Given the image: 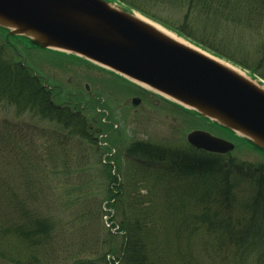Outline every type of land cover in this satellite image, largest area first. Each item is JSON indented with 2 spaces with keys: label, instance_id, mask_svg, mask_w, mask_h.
<instances>
[{
  "label": "trees",
  "instance_id": "16d2710c",
  "mask_svg": "<svg viewBox=\"0 0 264 264\" xmlns=\"http://www.w3.org/2000/svg\"><path fill=\"white\" fill-rule=\"evenodd\" d=\"M115 1L157 20L204 50L264 80V0ZM167 13L175 18H164ZM0 32L4 33V44L16 52L9 40L18 36L7 35V30L3 28ZM131 83L140 93L147 95L146 99L151 95L195 114ZM59 92L56 86L49 87L44 78L22 61L4 57L0 47V103L13 107L18 114H30L31 117L37 116L54 123L59 130H67L68 134L89 142L99 154L107 203L115 208L114 217H121L117 220L124 232L119 246L111 244L106 254L77 259L71 264H109L108 253L116 259V263L112 264H193L187 258L191 257V245L196 242L194 239H197V264H206L204 260H219L222 264L225 260H232L233 264H264V161L237 160L229 157V153L222 155L196 150L187 142L176 146L167 142L133 139L121 147L130 158L151 163L167 161L170 166L180 168L184 175L186 172L197 174L194 184L181 178L185 179V183L178 185L175 191L180 195L173 200H165L161 203L160 213H156L155 202L141 198L132 201L131 192L124 190L117 151L115 154L106 139L103 146L98 142L97 132L103 128L97 114L88 118L85 113L88 103L79 97L73 99L72 95H65L62 103H56L54 98ZM197 116L209 129L235 140L234 148L245 146L264 156V152L248 140ZM107 125L112 128L111 124ZM105 156L107 161L103 162L102 157ZM40 171L41 168L35 164L30 168L24 167L20 170V174L24 175L22 181L6 183L3 188L0 264H42L35 249L48 240L53 224L37 206L36 190L42 182L35 175ZM240 185H245L247 191L255 194L254 197L238 200L233 188ZM168 191L166 189V193ZM117 204L122 208H118ZM129 204L135 207V215L131 219L125 216ZM161 218L163 228H156ZM172 236L174 240L170 239ZM181 239L184 240V248L180 244ZM103 243L107 244L108 240H103Z\"/></svg>",
  "mask_w": 264,
  "mask_h": 264
},
{
  "label": "rangeland",
  "instance_id": "374dc122",
  "mask_svg": "<svg viewBox=\"0 0 264 264\" xmlns=\"http://www.w3.org/2000/svg\"><path fill=\"white\" fill-rule=\"evenodd\" d=\"M109 2L118 9L139 14L183 39L187 44L235 67L256 83L264 84L261 77L213 55L157 20L137 10L127 9L118 1ZM164 18L172 19L175 16L167 13ZM3 35L4 33L0 32L1 54L14 61H22L35 74L44 78L49 87L56 86L60 91L54 98L56 103H62L65 95H72L73 99L79 97L84 103H88L85 108L86 116L89 118L92 114H97L102 124L100 127L105 129L97 132L98 142L103 146L106 139L115 154L116 151L118 153L117 160L121 167L124 190L131 192L132 201L141 198L155 202L156 213H160L161 203L180 195L175 191L178 190V185L185 183V179H188L190 184L197 182V174L186 172L184 175L180 168L170 166L167 161L151 163L132 159L123 153L121 147L133 139L182 146L186 143V135L196 129L227 139L233 142L234 146L237 143L223 133L209 129L196 113H187L171 103L157 101L151 95L146 99L147 95L140 93L131 81L112 74V71L108 72V69L102 66L79 60V56L71 53L33 47L23 36L10 38L9 42L16 51L14 52L4 44ZM85 85L88 86L87 90ZM135 96L141 100L137 107L130 103L131 98ZM107 124H111L112 128H108ZM93 148L84 139L68 134L67 130H59L58 125L54 123L37 116L31 117L30 114H18L13 107L0 103V207L3 205L1 201L6 183L21 182L24 175L20 173L24 169L21 172L20 170L24 167L30 168L35 164L41 168L39 174L35 175L37 180L42 182L36 190L37 206L53 224L48 240L40 243L35 249L42 264H71L77 259L96 258L109 252V245L119 246L121 243L124 232L118 222L121 217H114L115 208L113 209L111 203H107L105 177L100 172L99 154ZM229 155L237 160L264 161L263 155L245 146L234 148ZM102 158L103 162L107 161L106 156ZM245 187L240 185L233 188L238 200L254 197L255 194L247 191ZM166 189L169 190L168 193ZM21 190L23 192V189ZM117 207L122 208L118 204ZM134 210L132 204L127 205L125 216L131 219L135 215ZM149 211L153 213L152 210ZM103 214H107L118 227H105ZM158 220L155 227L163 228V219ZM174 238L172 236L170 239ZM103 240H108V243L104 244ZM194 240L196 242L191 245V257L187 260L197 264V239ZM180 244L184 248L183 239ZM106 258L116 260L110 253ZM204 261L206 264H222L219 260ZM223 264L233 262L225 260Z\"/></svg>",
  "mask_w": 264,
  "mask_h": 264
},
{
  "label": "water",
  "instance_id": "95a60500",
  "mask_svg": "<svg viewBox=\"0 0 264 264\" xmlns=\"http://www.w3.org/2000/svg\"><path fill=\"white\" fill-rule=\"evenodd\" d=\"M0 28L40 49L71 53L102 66L264 152L260 84L107 0H0ZM140 101L132 97L131 105ZM186 141L211 153L234 149L233 142L201 129L190 131Z\"/></svg>",
  "mask_w": 264,
  "mask_h": 264
},
{
  "label": "bare ground",
  "instance_id": "6f19581e",
  "mask_svg": "<svg viewBox=\"0 0 264 264\" xmlns=\"http://www.w3.org/2000/svg\"><path fill=\"white\" fill-rule=\"evenodd\" d=\"M134 15H135L137 18H140L141 20H143V21H145V22H148L150 25H152L153 27H155L157 30L163 32L164 34H166V35L169 36L170 38L174 39L175 41H177V42H179V43H182V44H184L185 46H188V47H190V48H192V49H195V50L199 51V50H198L197 48H195L194 46H192V45H190V44H187L186 42L183 41V39L178 38L177 36H175L174 34H172V33L169 32V31L163 29V28L160 27L159 25H156V24L152 23L151 21H149V20L143 18V17L140 16L139 14H134ZM204 53H205V52H204ZM205 55H209V54H208V53H205ZM210 56H211V55H210ZM211 57H213V56H211ZM215 59H216V58H215ZM216 60H218L219 62H221V63H223V64H225V65H227L229 68H231L232 70H234V71H235L236 73H238L239 75H242V76L245 77V75H244L242 72H240L238 69H236L235 67H233V66H231V65H229V64H227V63H224V62H222V61L219 60V59H216ZM261 88L264 89V84L261 85Z\"/></svg>",
  "mask_w": 264,
  "mask_h": 264
},
{
  "label": "built area",
  "instance_id": "2783aa9c",
  "mask_svg": "<svg viewBox=\"0 0 264 264\" xmlns=\"http://www.w3.org/2000/svg\"><path fill=\"white\" fill-rule=\"evenodd\" d=\"M105 162V160H104ZM103 223L105 225V227L109 228V229H116L118 226L116 224L113 223V221L110 220L109 216L107 214H103ZM112 262L116 263V261L113 260H109V264H112Z\"/></svg>",
  "mask_w": 264,
  "mask_h": 264
},
{
  "label": "flooded vegetation",
  "instance_id": "af4514ba",
  "mask_svg": "<svg viewBox=\"0 0 264 264\" xmlns=\"http://www.w3.org/2000/svg\"><path fill=\"white\" fill-rule=\"evenodd\" d=\"M84 88H85V86H84ZM85 90H87L86 88H85ZM155 100H157L158 101V99H155ZM154 100V101H155ZM165 102V101H164ZM130 103H131V101H130ZM155 103H156V101H155ZM155 103L154 102H152V104H154L155 105ZM166 103V102H165ZM140 104V103H139ZM139 104L137 105V106H139ZM168 104V103H167ZM137 106H135V107H137ZM185 140H186V137H185ZM196 150H199V149H196ZM226 154H228V153H226ZM222 155H224V154H222Z\"/></svg>",
  "mask_w": 264,
  "mask_h": 264
}]
</instances>
